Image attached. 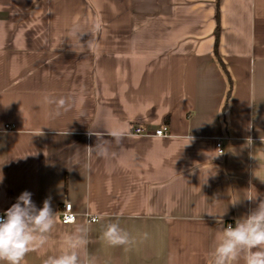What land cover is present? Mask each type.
I'll return each instance as SVG.
<instances>
[{
    "label": "crops",
    "instance_id": "obj_1",
    "mask_svg": "<svg viewBox=\"0 0 264 264\" xmlns=\"http://www.w3.org/2000/svg\"><path fill=\"white\" fill-rule=\"evenodd\" d=\"M72 23L100 24L91 50H72ZM44 94L73 109L49 119ZM113 128L126 137L89 170L88 132ZM0 174V214L24 191L57 213L23 264L63 249L68 203L99 264H212L217 232L264 198V0H0ZM116 220L130 251L100 239Z\"/></svg>",
    "mask_w": 264,
    "mask_h": 264
},
{
    "label": "clouds",
    "instance_id": "obj_2",
    "mask_svg": "<svg viewBox=\"0 0 264 264\" xmlns=\"http://www.w3.org/2000/svg\"><path fill=\"white\" fill-rule=\"evenodd\" d=\"M100 24L84 27L80 23H72L66 28L64 38H67L72 50L80 49V53L91 50L99 40ZM89 35V39L82 43V38ZM48 111L49 119L55 120L62 114L73 109L74 100L71 96L55 97L44 94L39 101ZM83 111L80 118H84ZM63 135L68 134V130ZM88 135L96 137L94 146H86V168L90 170L93 157L109 158L111 144L119 145L126 137V132L120 128H113L105 132L89 131ZM107 135L111 139H104ZM251 141V140H250ZM0 174V183L3 182ZM258 201L257 206L246 215L236 219L235 225L222 227L215 236L212 250V264H264V198L256 193L246 198ZM240 200L234 201L236 206ZM56 212L51 207V197L44 200L43 206L37 208L32 200V193L22 192L16 202L0 216V264H23L29 253L36 252L43 247L53 229L56 227ZM72 230L64 237V247L57 255H49L42 260V264H99L98 258L89 254L86 249L89 243L91 226L77 221L72 217L69 221ZM216 223L223 224V218L216 217ZM148 233H143L142 239L147 240ZM100 239L109 248L121 247L125 252L130 251L137 244V237L122 228L118 222L107 223L101 232ZM83 252V254H81ZM105 264H108L105 261ZM169 264H176L174 255H170Z\"/></svg>",
    "mask_w": 264,
    "mask_h": 264
},
{
    "label": "built area",
    "instance_id": "obj_3",
    "mask_svg": "<svg viewBox=\"0 0 264 264\" xmlns=\"http://www.w3.org/2000/svg\"><path fill=\"white\" fill-rule=\"evenodd\" d=\"M134 133L137 134V135L144 134V130H143V128L138 127V128L134 129ZM168 133H169L168 128L167 127H162V128H159V129L155 130L153 134L156 137H164V136L168 135ZM218 147H219V149H221L222 145L218 144ZM2 215L3 214H0V216H2ZM73 216L77 218L76 214L73 211L72 204H70V203L65 204L64 207H63V211L60 214L61 221L64 224H71L69 221H70V219ZM97 220H98V218L95 217V216L89 217V221L90 222H96Z\"/></svg>",
    "mask_w": 264,
    "mask_h": 264
},
{
    "label": "trees",
    "instance_id": "obj_4",
    "mask_svg": "<svg viewBox=\"0 0 264 264\" xmlns=\"http://www.w3.org/2000/svg\"><path fill=\"white\" fill-rule=\"evenodd\" d=\"M218 32H219V28H217L216 30V37L218 38Z\"/></svg>",
    "mask_w": 264,
    "mask_h": 264
}]
</instances>
